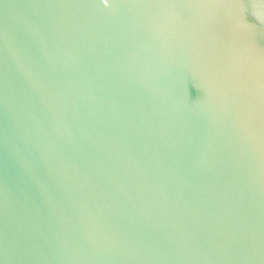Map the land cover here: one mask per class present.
Instances as JSON below:
<instances>
[{
    "label": "water",
    "instance_id": "water-1",
    "mask_svg": "<svg viewBox=\"0 0 264 264\" xmlns=\"http://www.w3.org/2000/svg\"><path fill=\"white\" fill-rule=\"evenodd\" d=\"M0 264H264V0H0Z\"/></svg>",
    "mask_w": 264,
    "mask_h": 264
}]
</instances>
